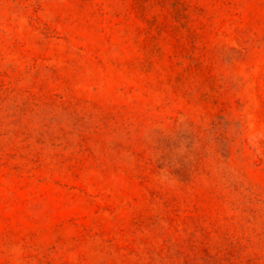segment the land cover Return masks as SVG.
<instances>
[{
  "label": "rangeland",
  "instance_id": "rangeland-1",
  "mask_svg": "<svg viewBox=\"0 0 264 264\" xmlns=\"http://www.w3.org/2000/svg\"><path fill=\"white\" fill-rule=\"evenodd\" d=\"M0 264H264V0H0Z\"/></svg>",
  "mask_w": 264,
  "mask_h": 264
}]
</instances>
